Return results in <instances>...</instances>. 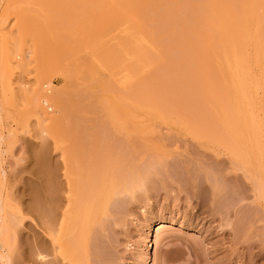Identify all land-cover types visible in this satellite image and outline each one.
<instances>
[{
  "label": "rangeland",
  "instance_id": "1",
  "mask_svg": "<svg viewBox=\"0 0 264 264\" xmlns=\"http://www.w3.org/2000/svg\"><path fill=\"white\" fill-rule=\"evenodd\" d=\"M121 1L117 0L116 3H120L116 5L113 0H0V264H39V262L40 264H142V254L148 244L150 254L148 253L146 264H264V209L260 205L261 201H257V188H255L256 180L264 179V29L261 30L264 26V0L251 1L254 9L252 7L250 10L249 24L248 21L245 24L248 37L253 34L252 37L255 38L252 40L256 42L255 50L256 48L257 50L251 52L252 58L249 56L248 59L251 58L250 63H252L245 66L247 68H244L241 74L239 120L232 111L227 112L230 114L228 116L227 113L223 115V120L228 117L227 124L230 122L229 117L233 119L232 116L235 119L231 121L235 125L233 127L239 123L238 167V162L233 161L231 155L222 148L217 151V147H207L195 141L196 139L190 134L185 135L181 132L184 128L192 131L208 127L206 121L210 114L205 113L208 111L211 113L210 110L206 109L204 112L191 110V112L187 111L188 115L186 112L183 115L179 114V107L168 110L167 107H171L168 105L165 107L167 110L164 109L165 112L163 110V115L158 114V118L156 116L159 111L161 112L159 104L162 103V98L164 102L165 99H174V95L166 91L167 96L166 94H163L164 97L159 96L162 97L161 99L157 97L159 94L155 95L158 100L160 99L158 104L160 110L154 105H150L154 111L149 110L142 96L145 92L142 83H145L144 86L150 95L159 92L156 82L158 80L153 78L156 75V72H152L153 63L152 67L151 64L146 65L150 62H146L145 65L141 63L144 67H141L140 73L143 72L141 74L147 77L146 73L152 72L148 79L143 78L150 80L152 77L155 80L153 82L151 78L156 84V87L153 84L154 92L150 90L152 82L149 81L151 85L148 86L146 80L142 83L139 80L138 83L142 86V90L137 91L139 93L143 91L142 100L139 99L140 94L131 91L135 85L130 88L131 85L128 83L129 80L132 81L134 74L131 73L132 77L129 75L131 79L128 76L129 72L125 70L126 67L128 70L127 64L130 60L127 57L131 56L132 59L135 56L131 50L134 49L135 52L136 47L143 44L141 43L143 40L149 45L145 44L148 47H144L145 50L150 46L153 49L157 48V41L153 42L157 39L149 41V38L157 31L155 28L158 27V15L153 14L154 18L150 19L149 12L155 8L150 6L149 0H144L143 5L140 3L141 0L136 1L140 6L148 2L150 7H140L136 3L131 8L130 5L135 3L134 0V3L128 4L130 11L126 4L129 2L125 3L123 0L124 5ZM153 1H155L153 4H156L157 0ZM243 4L247 5L244 2ZM157 6L154 5L156 12L159 10ZM134 7L136 11L141 9L139 10L141 13L151 8L146 15H149V18L142 17V20H146V25L150 22L156 23L154 29L152 28L154 24L151 23L150 28L144 26L146 29H152L151 31L147 29L148 35L144 32L145 28L139 26L144 33L142 34L146 36H142L141 41L142 34L139 32L140 36H137V32L136 37L140 38L138 46L135 45L138 39L131 37L135 40H132L134 43L131 45L124 38L131 36L132 30L129 27L133 26L128 22L132 17L126 12H133L131 9ZM142 8L145 10L142 11ZM136 11L134 14L139 16L140 12ZM123 16L129 18L126 20ZM143 16L145 17L144 14ZM155 17H157L156 22ZM138 19L141 20V17L139 16ZM147 19L151 20L148 24ZM142 20L141 25L144 22ZM126 23L130 26H126ZM124 27L130 30L127 31L129 35ZM249 29H252V32ZM150 32L151 36L148 37ZM153 38L154 36L151 39ZM127 44L131 45L129 47L135 46L129 49L132 55L128 53L129 51L126 52ZM154 44L156 48L153 47ZM141 47L143 48V45ZM157 49L154 51L158 55ZM141 51L144 50L141 49L139 52ZM141 55L140 57L144 56ZM148 60H151L150 57ZM140 61L141 58L137 63ZM123 65L125 69L122 68ZM159 65L156 71L161 68V65L158 68ZM176 72L180 74L179 71ZM137 74L135 75L138 77ZM120 76L123 78H119ZM186 85L191 93L188 94L187 101L189 100V104L194 106L201 99L200 95H194V84L191 79L186 83L185 81L177 83L180 88H186ZM148 89L152 93L148 92ZM132 93L137 96L133 97ZM130 95L141 102L133 100ZM157 98L156 102L152 101L154 99H149V96L147 99L152 104V102L158 103ZM206 99L211 100L208 96L205 97ZM214 102L216 105L210 104L219 106V111L224 109L220 106L219 100ZM214 105L207 106L214 111L216 110ZM231 105L236 106L235 101L231 102ZM60 109L61 116L58 112ZM156 119L159 120L155 121ZM190 120H193L192 123ZM194 120L198 124L201 123L199 127ZM78 127L81 130L88 129L89 132L106 131L107 134L120 129L119 132L125 134L124 139L129 136L131 141L134 135L132 141L143 140L148 145L145 148L146 152L141 149L137 150L138 152L135 150L128 153L130 152L134 157L144 152V160L153 166L152 169L147 165L148 168L144 170L147 171L149 168L150 170L145 172L140 169L138 173L136 170L128 169L130 167L127 166L126 172L132 173L129 174L130 176L118 171L121 176L114 168L115 172L112 169L109 174L104 175L102 172L106 171L105 168L111 160L109 158L121 160L125 155L119 148L109 149L106 142L105 145H101L103 140L98 139L95 142L90 137H88L92 139H89L90 143H93L90 144L85 140L90 145L84 144L81 154H75L77 151L74 153L73 150H77V147L80 150L83 144H79L84 142L82 141L84 134L81 136L77 133L78 130L81 131ZM127 130L132 135L128 134ZM157 131L162 132L161 135L165 136V139L161 138L164 140L158 137ZM172 136L173 138L170 139ZM174 137L179 140H175ZM121 139L116 142L113 138L112 140L115 141L113 142L110 138L109 141L113 145L116 143L118 147L117 143H121ZM113 145L111 144V147ZM105 149L107 151L109 149L108 154H112L110 157L106 156ZM103 150L105 155L102 153ZM87 151H89L87 156L93 155L94 152L92 159L85 156ZM68 153H71V156ZM76 155H80L79 158H76ZM64 158L72 160L73 163L81 158L92 161L90 166L86 163L87 166L78 168L81 165L78 160L79 163L76 161L73 167L70 166L65 171V167H68L66 162L69 161L65 162ZM123 161L125 163V160ZM94 166L95 171L92 168ZM98 170L102 171L99 175L96 174ZM66 174L68 175L65 177ZM139 174L141 176L138 179L136 175ZM217 178H222L223 186L218 183ZM214 179L221 186H218ZM49 195L54 197L52 201H50L51 196L50 200H47ZM37 202V206L40 204L38 207H43V210L50 209L46 207L47 204L55 207V210L57 208L55 217L59 223L57 222L55 232L50 237L45 233V225L39 228L35 225L38 216L33 217L31 207ZM72 202L76 205L73 206ZM69 203L72 204L71 207ZM65 208L72 209L65 213ZM39 216L41 217V214ZM36 229L40 232L39 245L36 242ZM58 246L60 249L64 248L65 252L62 249L55 252L54 248ZM36 247L40 257L36 254ZM52 252H55L56 256ZM57 256L60 258H56Z\"/></svg>",
  "mask_w": 264,
  "mask_h": 264
},
{
  "label": "bare ground",
  "instance_id": "2",
  "mask_svg": "<svg viewBox=\"0 0 264 264\" xmlns=\"http://www.w3.org/2000/svg\"><path fill=\"white\" fill-rule=\"evenodd\" d=\"M116 1L117 0H113V2L114 3H116ZM123 1V0H122ZM121 1V2H122ZM125 1V3L128 1L129 3H126L127 4V7L130 5V3L132 4V2L134 3V0H124ZM142 2H140V0H138V2H140V3H142V5H143V3H144V0H141ZM149 1H151V3L149 2V4H150V6L151 7H153V8H155L156 9V7H154V5H158L157 6V9H158V7H159V10L157 11V12H159V13H157L156 12V10L155 9H152L151 10V8H147V12L146 11H144V12H142L144 15H145V17L143 16V14L139 11V10H141V9H137V11L135 10V7H137V6H140V3H138L136 0H135V3L133 4V5H130L131 6V8L134 6V5H136V3H138V5L137 6H135L133 9H131L133 12H128V11H130V8L128 9V11L126 12L127 13V15H131V17H132V19H130V21H128L131 25H133V26H130V25H128L127 23V25L126 26H130L129 27V29L130 30H132L130 33V35L131 36H127V31H130L129 29H128V27H124L125 28V32H127L125 35L127 36V37H125L124 36V38L125 39H127L128 40V43L130 42L131 43V45L134 43V42H132V40H133V38H131V37H134L135 39H138V43L136 42L135 43V45L136 46H138L139 45V39L142 37V36H146V35H143L144 33L142 32V28H145V30H144V32H145V34H147L148 33V31H151L152 29H149L150 28V26L152 27V25L151 24H154L153 26L154 27H152L153 29L155 28V24L156 23H151L150 21L151 20H148V22H147V24L149 23V25H146V20H142L143 18H149V15H150V19H151V17L152 18H154V15H158V19H157V24H158V27H156L155 29H157V31H155L156 33H154V31H153V36H154V38L153 39H151V38H149L150 40L149 41H153V40H155V38L157 39V40H155V41H153V42H156L157 44V48L159 49H157L156 48V45L154 44V46L153 47H155L156 49H157V53H158V55L156 54V51H154V50H156V49H153L152 48V46H150L149 47V49H146L145 50V48L144 47H146V48H148L146 45H148L144 40H143V42H141V43H143V44H140V46H138V48L136 47V50H135V52H133L134 51V49H133V46L132 47H129V46H131V45H129V44H127V46L126 47H129V48H126L125 47V49H126V52H128L129 54L132 52V53H134V55L136 56V58H132L131 59V56H128L127 57V59H129L130 58V60H129V62H128V70H127V67H126V69L124 68V65L122 66V68H124L126 71H127V73H128V76L130 75H132L131 73H133L134 74V76L131 78L130 76V78L132 79V81L131 80H129L128 78H126L127 80H129V83H128V85L130 84L131 86H130V88L131 87H133L134 85L136 86V89H135V86L133 87L134 88V90H133V88H131V91L133 92H136L135 94H140V95H138V96H140L139 97V99L140 100H142L143 98H144V101L146 102V104H147V106H148V108H150L151 106H157V108H159L158 110H160V107H161V112L159 111L158 113H157V116L156 117H158V114L159 113H162V115H163V113L167 110L165 107L166 106H168V105H170L172 108L173 107H175V108H171V107H167L168 108V110H174V109H177L178 107H179V109H178V111L180 112L179 114H183V115H185V113L184 112H186V115H188V113L189 112H187V111H190L191 112V110L193 111V112H204L206 109H208V110H210L211 111V113L208 111V113L206 112L205 114H210V115H208V119H207V125H208V127H204V128H199V129H197V130H189V128H188V130H187V128L185 129H182V133H184L185 135L186 134H190L191 136H193L196 140L195 141H199L200 143H203V144H205V145H207V147L209 146V147H211V148H215V147H217L216 148V150L218 151L219 149H223V150H225L228 154H230L231 155V158L233 159V161H235V162H238V165H237V167L239 166V123H238V125H236V127H233V126H235L232 122V120L234 119V116H232L233 117V119L231 120V117H229V121L232 123V127L230 126V122L227 124V122H228V117L227 118H225V116L227 115H230V114H228L227 112H229V111H232V113L234 112V115L236 114V117L238 118V120H239V84H240V80H241V74H242V72H243V69L244 68H247V67H245V66H247V65H249V63H250V60H251V56H250V54H251V52H255L256 50H257V48H256V50H255V47H257V46H255L256 45V42L254 41V40H252V39H255V38H253L252 37V35H251V33L249 34V35H251V37L249 36L248 37V30L246 29V23H247V21H248V23L247 24H249V19H251V17H250V10L252 9V7H253V9H254V4L252 3L253 1L252 0H157L156 1V4H153V3H155V1H153V0H149ZM248 1V2H247ZM252 1V2H251ZM243 2L244 3H247V5H244L243 4ZM255 2V1H254ZM120 3V2H119ZM118 2L116 3V5L117 4H119ZM125 3H121V4H124L125 5ZM148 3V2H147ZM146 3V5H144V6H140V7H150V6H148L149 4H147ZM256 3V2H255ZM129 4V5H128ZM114 6V5H113ZM122 6V5H121ZM118 7H120V5H118ZM125 7V6H124ZM124 7H122L123 9H125ZM140 7H138V8H140ZM120 9V8H119ZM143 9L144 8H142V11H143ZM145 10V9H144ZM151 12H149V11ZM123 10H121V12H122ZM134 11H136V12H140V14H139V16L141 17V20L142 21H144L143 22V24L145 23V25H141V20L140 19H138L139 18V16H137V14H134L135 12ZM152 11L154 12V13H152ZM138 12V13H139ZM149 12V15L148 16H146L147 15V13ZM157 14H156V13ZM132 13H133V15H132ZM251 13H252V11H251ZM123 14H125V12L123 13ZM151 14L153 15V16H151ZM134 15H136V16H134ZM142 15V16H141ZM252 16V15H251ZM124 17V16H123ZM136 17H138V18H136ZM143 17V18H142ZM125 18V17H124ZM129 18V17H128ZM127 18V19H128ZM134 18V19H133ZM136 18V19H135ZM156 18L157 17H155V22H156ZM126 19V18H125ZM126 19V20H127ZM133 20H140L138 23H136V22H134ZM132 21V22H131ZM152 22H154L153 21V19H152ZM138 25V27H137V25ZM243 25H244V27H245V29H243L244 27H243ZM124 26V25H123ZM139 26H143L142 28L141 27H139ZM144 26H148L149 28H147L148 29V31H147V29H146V27H144ZM137 27V28H136ZM243 27V28H242ZM251 27V26H250ZM262 27V26H261ZM128 30H127V29ZM132 28V29H131ZM139 28H141V30L139 29ZM119 29H121V28H119ZM138 29V30H137ZM259 29V28H258ZM262 29H264V26L261 28V30ZM140 30V31H139ZM247 30V31H246ZM249 30H251V32H252V29H249ZM122 32H123V29H122ZM133 32V33H132ZM135 32V33H134ZM137 32H138V34H137ZM139 32H140V34H142L141 36H140V34H139ZM253 32H254V30H253ZM116 33V32H115ZM134 34V35H133ZM136 34H137V36L139 35L140 36V38H137L136 37ZM150 35L148 36V37H150L151 36V32L149 33ZM117 35V34H116ZM116 35H114L115 37H116ZM128 35H129V33H128ZM148 35V34H147ZM156 36V37H155ZM157 36H158V38H157ZM129 37L131 38V39H129ZM123 38V39H124ZM143 38H145V37H143ZM249 38H251V40L249 39ZM121 39V38H120ZM141 41H142V38L140 39ZM146 40H148V39H146ZM125 41V40H124ZM133 41H135V40H133ZM137 41V40H136ZM252 41L254 42V43H252ZM148 42V41H147ZM152 42H150V44H151ZM84 44V43H83ZM115 44V43H114ZM124 44H126V43H124ZM146 44V45H145ZM254 44V45H253ZM141 45H143V48L141 47ZM84 46V45H83ZM116 46V45H115ZM149 46V45H148ZM124 47V46H123ZM140 47V48H139ZM113 48V47H112ZM134 48H135V46H134ZM151 48V49H150ZM129 49H133V50H131V52H130V50ZM144 50V51H141V52H139L140 50ZM91 50V49H90ZM111 50V49H110ZM139 50V51H138ZM150 51V55H149V51ZM255 50V51H254ZM116 51V50H115ZM136 51H138V52H136ZM148 51V52H147ZM154 51V52H153ZM111 52V51H110ZM147 52V53H146ZM154 54H153V53ZM127 53V55H129ZM132 53L130 54V55H132ZM138 55H137V54ZM141 53H143V55H141ZM146 54V56H145V54ZM121 55V54H120ZM140 55L141 56H143V57H140ZM152 55H154V56H152ZM156 55V56H155ZM252 55H253V53H252ZM255 55V54H254ZM119 56V55H118ZM125 56V55H124ZM150 57V59L152 60H148L149 59V57ZM249 56L251 57L250 58V60L248 59L249 58ZM157 57V58H156ZM141 58V60L142 61H140L139 63H137L138 62V60ZM137 59V60H136ZM144 60H146L145 62H144ZM148 60V61H147ZM154 60H156V61H154ZM159 60V61H158ZM100 61V60H99ZM98 61V62H99ZM102 61V60H101ZM118 61H120V60H118ZM109 62V61H108ZM121 62V61H120ZM146 62H150L149 64L148 63H146ZM117 63H119V62H117ZM133 63V64H132ZM135 63H137V65L135 64ZM144 63V65H145V63H146V65H149L150 66V64H151V67H152V63H153V66H154V70L153 69H151V71L154 73V72H156V75H157V77H155L153 74V78H156L158 81H156V82H158V90H159V92H156V93H152L151 91H153V89H155V87H156V84H154L153 82L155 81L152 77H150V80H147L148 78V76L150 75L151 76V73L149 72V74H147L146 73V76L147 77H145V75L143 76L141 73H143V72H141L140 73V69H141V67L143 68L144 66H142V64ZM252 63V62H251ZM250 63V64H251ZM100 64H101V62H100ZM139 64H141V65H139ZM155 64V65H154ZM161 65V68L160 69H158V71H156L157 70V65ZM254 64V63H253ZM119 65V64H118ZM132 65H133V67H132ZM160 65L158 66V68L160 67ZM116 66V65H115ZM134 66H135V68H134ZM137 66V67H136ZM148 66V67H149ZM130 67V68H129ZM151 67H149V68H151ZM156 67V68H155ZM248 67H250V66H248ZM131 68H134V70L133 69H131ZM137 68V69H136ZM121 69V68H120ZM123 69V70H124ZM130 69H131V71H130ZM249 69V68H248ZM252 69V68H251ZM135 70L137 71V72H135ZM142 70V69H141ZM125 71V72H126ZM176 71H179V73L180 74H178ZM120 72V71H119ZM176 72V73H175ZM251 72H253V70H251ZM70 73V72H69ZM117 73V72H116ZM138 73V74H137ZM140 73V74H139ZM120 74H122V73H120ZM125 74V73H124ZM135 74H137L138 75V77L135 75ZM244 74V73H243ZM115 75V74H114ZM118 75V74H117ZM116 75V76H117ZM140 75H141V77L143 78V77H145V78H147V79H145V78H141L140 77ZM70 77H71V75H69ZM113 76V75H112ZM136 76V77H135ZM123 78V76H120L119 78ZM135 77V78H134ZM139 78V79H138ZM151 78L153 79V82L151 81ZM68 79V78H67ZM117 79V78H116ZM134 79H136V80H134ZM138 79V80H137ZM189 79H191V82L194 84V95H196V96H199L200 95V98L202 99H200L199 101H198V103L196 104V105H190L189 104V100L187 101V96H188V94L190 93L189 92V90L187 89L188 87H187V85H186V88L184 87V88H180V86L178 87L177 86V83H178V81H185V83L186 82H188L189 81ZM70 80V79H69ZM112 80V79H111ZM125 80V79H124ZM126 80V81H127ZM133 80H134V83H133ZM139 80H140V82L142 83V81L144 80H146L147 81V83H148V86H150L151 84H152V87L150 86V90L148 89V92H151L152 94L150 95V93H147V89H146V87L144 86L145 85V83L143 84L142 83V86L145 88V89H143L145 92H143V91H141V92H143V94L144 95H142L141 94V92L139 93V92H137L138 90L140 91V89L142 90V86H141V84L139 85L138 83H140L139 82ZM123 81V80H122ZM137 81V82H136ZM149 81L150 82H152L151 84L149 83ZM69 82V81H68ZM120 82V81H119ZM132 82V83H131ZM136 82V83H135ZM155 82V83H156ZM116 84H117V82H116ZM124 84V83H123ZM137 84V85H136ZM155 85V87H153L154 85ZM159 84H160V86H159ZM202 84V85H201ZM133 85V86H132ZM182 85V84H181ZM137 86H140L141 88H137ZM147 86V85H146ZM116 87V86H115ZM126 87V86H125ZM125 87H123V88H125ZM183 87V86H182ZM120 88V87H119ZM127 88H128V86H127ZM148 88V87H147ZM153 88V89H152ZM192 88V87H191ZM157 89V88H156ZM72 90V89H71ZM127 90V89H126ZM157 90V91H158ZM77 91V90H76ZM76 91L74 92V95H75V93H76ZM124 91V90H123ZM129 91V90H128ZM127 91V92H128ZM156 91V90H155ZM165 91L166 92H169V93H171V95L173 94L174 96V99L173 100H166L165 99V101L166 102H164V99L162 98V97H164V95L166 94L165 93ZM154 92V91H153ZM146 93V94H145ZM115 94V93H114ZM128 94V93H127ZM133 94V93H132ZM149 94V95H148ZM156 94H159L158 96L156 95ZM164 94V95H163ZM191 94V93H190ZM124 95H125V93H124ZM134 95V94H133ZM141 95L142 96H144L143 98L141 97ZM145 95H147V97L145 98ZM154 95V96H153ZM158 97V98H162V103H160V99L158 100V98L156 97V96ZM192 95H193V92H192ZM201 95L203 96V97H201ZM131 96V95H130ZM137 96V95H136ZM135 95L133 96V97H136ZM148 96H149V99H154V100H152V101H155V99L157 98V102L158 103H153L152 102V104H151V101H149L147 98H148ZM151 96L153 97V98H151ZM159 96H162V97H159ZM166 96H167V94H166ZM196 96H194V98L196 97ZM206 96H208V98L210 97V99L211 100H213V102H209V101H211V100H208V99H206V100H208V101H206L205 100V97ZM132 97V96H131ZM132 97V99L133 100H135V101H137V102H141L139 99H135V98H133ZM156 97V98H155ZM169 97V96H168ZM191 97V96H190ZM189 97V98H190ZM179 98V99H178ZM199 98V97H198ZM83 99V98H82ZM130 99V98H129ZM147 99V100H146ZM175 99H177L178 101H175ZM191 100V99H190ZM217 100H219L220 102H221V105L220 106H222L224 109H222V110H218L219 108V106H216L215 107V102L214 101H217ZM174 101V102H173ZM235 101V103H236V106H232L231 105V102H234ZM150 102V103H149ZM177 104H176V103ZM192 102V101H191ZM193 102H194V100H193ZM45 103V102H44ZM80 103V102H79ZM82 103V102H81ZM149 103V104H148ZM160 103V104H159ZM206 103H208V104H206ZM210 103H214V104H210ZM218 103V102H217ZM45 104H47V103H45ZM78 104V103H77ZM140 104V103H139ZM145 104V103H144ZM146 104L144 105V106H146ZM158 104L160 105V107L158 106ZM220 104V103H219ZM67 105V104H66ZM141 105V104H140ZM151 105V106H150ZM207 105H210V107H213V105H214V107H215V109L217 110H214V111H212V108L210 109ZM212 105V106H211ZM79 106H80V104H79ZM146 106V107H147ZM205 106H207V107H205ZM222 107H220V109L222 108ZM171 108V109H170ZM37 109V108H36ZM59 109V108H58ZM164 109H166V110H164ZM214 109V108H213ZM241 109V108H240ZM38 110V109H37ZM149 110H152L151 108L149 109ZM157 110V111H158ZM163 110H164V112H163ZM61 109L58 111L60 114V116H61ZM152 111H154V108H153V110ZM183 111V112H182ZM38 112V111H37ZM41 112V111H40ZM192 112V113H193ZM155 113H156V111H155ZM174 113H176L177 114V112H174ZM227 113V114H226ZM72 114V113H71ZM148 114V113H147ZM224 114H226L225 116H224V118H225V120H223V115ZM150 115V114H149ZM178 115V114H177ZM198 115V114H197ZM222 115V116H221ZM67 116H68V114H67ZM151 116V115H150ZM154 116V115H153ZM179 116V115H178ZM182 115H180V117H181ZM198 116H200V115H198ZM183 117V116H182ZM159 118V117H158ZM43 119V118H42ZM41 119V120H42ZM63 119V118H62ZM187 119V118H186ZM185 119V120H186ZM201 119V118H200ZM203 119V118H202ZM96 120V119H95ZM157 120H159V119H156L155 121H157ZM160 120H161V118H160ZM196 120V119H195ZM195 120H194V122H195ZM226 120H227V122H226ZM235 120V119H234ZM83 121H85V120H83ZM94 121V120H93ZM192 121L193 120H190V122L192 123ZM199 121V120H198ZM178 122V121H177ZM197 122V121H196ZM195 122V123H196ZM204 122V121H203ZM226 122V123H225ZM235 123H236V121H234ZM89 123V122H88ZM93 123V122H92ZM187 123V122H186ZM190 123V124H191ZM87 124V123H86ZM178 124V123H177ZM196 124H198V122L196 123ZM199 124H201V123H199ZM199 124H198V127H199ZM204 125V124H203ZM80 127V126H79ZM78 127V128H79ZM82 127V126H81ZM92 127V126H91ZM158 127V126H157ZM156 127V128H157ZM201 127H203V126H201ZM77 128V129H78ZM160 128V127H159ZM76 129V130H77ZM80 129V128H79ZM89 129H90V127H89ZM93 129V128H92ZM192 129V128H191ZM81 130V129H80ZM84 130V131H83ZM83 130H81L80 132H79V130L77 131V133H80V135L81 136H83V134H84V136L82 137V141L84 140V142H82L81 144H79V145H82L81 147H80V150H79V148L77 147L76 149L77 150H73L74 151V153H75V151H77V153H75V154H81L80 152H81V150L83 151V146H85L86 144H89L90 143V140H92V139H94V140H92V141H95V142H97L96 140H98V139H101V140H103L104 142H102V144L101 145H103L105 142H106V145H108V148L109 149H113V148H117L116 150H118V148H119V150L121 151V152H123V154L125 155V156H123L122 157V159L121 160H118V159H116V160H114L113 158H109V160H110V163H108V166H107V168H105V170L106 171H101L104 175H106L108 172H110V170L112 171V169L114 168L115 170H116V173L119 171L120 173L122 172V173H126L127 175H129V174H132V173H127L126 171V168H127V166L128 167H130V168H128V169H131V170H136V171H138V173H140V169H143V171H145L146 170V167H147V165H148V167H151V169H152V167L153 166H151L150 164H147V162H145V160H144V152L143 153H139V155L137 154V150H141V149H144V151L146 150L145 148H146V146L148 147V145H147V143L146 142H144L143 140H140V141H138V142H135V141H132V140H134L133 139V137H134V135H132V134H130V131H128L127 130V133L128 134H130V135H132L133 137H132V140L130 141V137L129 136H126V138L124 139V137L125 136H123V135H125L124 133H120L121 131H120V129H119V131H117V130H115V131H117V132H114V133H110V132H108V134L106 133V131H104V132H89L88 131V129L86 130V129H83ZM86 130V131H85ZM98 130V129H97ZM179 130V129H178ZM177 130V131H178ZM72 131V130H71ZM94 131V130H93ZM112 131V130H111ZM153 131V130H152ZM151 131V132H152ZM162 131V130H161ZM89 132V133H88ZM154 132H156V130L154 129ZM75 133H76V131H75ZM76 133V134H77ZM82 133V134H81ZM91 133V134H90ZM134 133V132H133ZM159 133V134H158ZM162 133V132H161ZM161 133H160V131L158 132L157 131V135H158V137H163L164 139H165V136H162L161 135ZM176 133H178V132H176ZM74 134V133H73ZM179 135H180V133H178ZM78 136H79V134H77ZM88 135V136H87ZM138 136H139V134H137ZM163 135H168V134H163ZM171 135V134H170ZM174 135V134H173ZM73 136V135H72ZM123 136V138L121 139V137ZM137 136V138H140V137H138ZM175 136V135H174ZM85 137V138H84ZM88 137H90V138H92V139H90V138H88ZM118 137V138H117ZM168 137V136H167ZM166 137V138H167ZM77 138V137H76ZM103 138H105V139H103ZM111 138V141H113V142H115L114 140H116L115 138H117V140H116V142H118L119 141V138L123 141V140H125V142L123 141H121V143H123V144H121L120 142H119V144L117 143V145H118V147L116 146V143H114V145H113V143H111V141H109V139ZM114 138V140H112ZM142 138V137H141ZM146 138V137H145ZM163 138H161L162 140H164ZM171 138H173V136L172 137H170V139ZM175 138V137H174ZM90 139V140H89ZM142 139H144V138H142ZM147 139H150V138H147ZM167 139H169V138H167ZM73 140V139H72ZM77 140V139H76ZM75 140V141H76ZM85 140H88V142L87 141H85ZM174 140V139H173ZM175 140H177V138H175ZM174 140V141H175ZM179 140V139H178ZM177 140V141H178ZM180 140H181V138H180ZM183 140V139H182ZM186 140V139H185ZM170 141V140H169ZM176 141V142H177ZM100 141H98V143H99ZM107 142H109V143H107ZM161 142V141H160ZM172 143H173V141H171ZM91 143H93V142H91ZM90 143V144H91ZM97 143V144H98ZM168 144H169V142H167ZM166 143V144H167ZM172 143H170V144H172ZM179 143H181L180 141H179ZM85 144V145H84ZM89 144V145H90ZM96 144V145H97ZM100 144V143H99ZM111 144L113 145V146H115V147H111ZM187 144V143H186ZM191 143H190V141H189V145H190ZM193 144V143H192ZM202 144V145H203ZM71 145V144H70ZM75 145V144H74ZM73 145V146H74ZM95 145V146H96ZM105 145V144H104ZM120 145V146H119ZM188 145V146H189ZM194 145H196L195 143H194ZM201 145V144H200ZM201 145V146H202ZM88 146V145H87ZM110 146V147H109ZM163 146H164V144H163ZM169 146V145H168ZM196 146H199L198 144L196 145ZM97 147H98V145H97ZM101 147V146H100ZM105 147V146H104ZM107 147V146H106ZM187 147V146H186ZM203 147H204V145H203ZM206 147V146H205ZM73 148V147H72ZM87 148V147H86ZM102 148V147H101ZM165 148H167V147H165ZM190 148V147H189ZM192 148V147H191ZM199 148H200V146H199ZM85 149V148H84ZM88 149V148H87ZM109 149H108V151H109ZM201 149V148H200ZM210 149V148H209ZM106 150V149H105ZM105 150H103V154H104V151ZM123 150V151H122ZM137 151L136 152V154L138 155V156H134L133 157V155L132 154H130V152H132V151ZM189 150H191V149H189ZM99 150H97V152H98ZM107 151V150H106ZM107 151V153L105 152V154H106V156H108V157H110L111 155L110 154H108L109 152ZM128 151H130L129 153H128ZM199 151V150H198ZM62 152H64V151H62ZM69 152V151H68ZM79 152V153H78ZM88 152L89 151H87V153L85 152V154H82V155H85V156H87V154H88ZM118 152V151H117ZM142 152V151H141ZM146 152V151H145ZM189 152V151H188ZM216 152V151H215ZM96 153V152H95ZM149 153V152H148ZM191 153V152H190ZM207 153V152H206ZM64 154V153H63ZM65 154H66V152H65ZM68 154H70V156H71V153H68ZM90 154H92V152L90 153ZM89 154V155H90ZM98 154H99V152H98ZM104 154V155H105ZM114 154H115V152H114ZM128 154H130L131 155V157H130V155H128ZM200 154V153H199ZM218 154V153H217ZM226 154V153H225ZM73 155V154H72ZM81 155V157H83ZM101 155V154H100ZM128 155V156H127ZM216 155V154H215ZM68 156V155H67ZM79 156L80 155H76V158L78 157L79 158ZM92 156H94V152H93V155H91V156H87L88 158L89 157H91V159H92ZM222 156V155H221ZM63 157H64V155H63ZM105 157V156H104ZM130 157V158H129ZM148 157V156H147ZM154 157V156H153ZM88 158H81V159H78V160H80L79 162H78V160H76L77 161V163H79V164H81V165H79V167L78 168H80V167H84V166H87V165H89L90 166V162L92 161V160H88ZM124 158V159H123ZM151 158V157H150ZM165 158V157H164ZM164 158H161V159H164ZM170 158V157H169ZM193 158V157H192ZM219 158V157H218ZM227 158V157H226ZM149 159V158H148ZM155 159V158H154ZM168 159V158H167ZM65 162L68 160L69 161V159L68 158H64L63 159ZM83 160V161H82ZM100 160V159H99ZM98 160V161H99ZM118 160V161H117ZM123 160H125V163H124V161ZM130 160V161H129ZM231 160V159H230ZM76 161H75V163H76ZM120 161V162H119ZM64 162V163H65ZM72 162V160L71 161H69V163L68 162H66L65 164H66V166L68 165V167H65V171L66 170H68L69 169V167L70 166H74V164L75 163H71ZM95 162V161H94ZM93 162V163H94ZM100 162V161H99ZM103 162V161H102ZM122 162V163H121ZM128 162H129V165H128ZM140 162V163H139ZM83 163V164H82ZM85 163V164H84ZM86 163H87V165H86ZM106 163V162H105ZM150 163V162H149ZM188 163V162H187ZM234 163V162H233ZM64 164V165H65ZM70 164V165H69ZM109 164H110V167H109ZM154 164V163H153ZM93 165H95V164H93ZM92 165V166H93ZM102 165V164H101ZM126 165V166H125ZM233 165V164H232ZM61 166V165H60ZM97 166V165H96ZM166 166V165H165ZM168 166V165H167ZM234 166H235V164H234ZM61 167H63V166H61ZM76 167H77V164H76ZM100 167V166H99ZM112 167V168H111ZM123 167H125V168H123ZM147 167V168H148ZM236 167V166H235ZM77 168V169H78ZM89 168V172H90V167H88ZM93 168V170L95 169V166L94 167H92ZM97 169V168H96ZM113 169V170H114ZM122 169H124V170H122ZM145 169V170H144ZM155 169V168H154ZM73 170V169H72ZM79 170V169H78ZM81 170L83 171V169L81 168ZM115 170H114V172H115ZM121 170V171H120ZM148 170H150V168L149 169H147V171ZM64 171V172H65ZM80 171V170H79ZM95 171V170H94ZM94 171H91V173H95ZM124 171V172H123ZM147 171H145V172H147ZM156 171V170H155ZM81 172V171H80ZM86 172H87V170H86ZM97 173L96 174H98L99 175V173H101L99 170L98 171H96ZM113 172V173H114ZM118 172V173H119ZM128 172H131V171H128ZM141 172H142V170H141ZM145 172H143V173H145ZM70 173V172H69ZM81 173H84V172H81ZM115 173V174H116ZM119 173V175H121ZM134 173V172H133ZM136 174H137V172H135ZM134 173V174H135ZM149 173V172H148ZM109 174V173H108ZM68 174H66V175H64L65 177L67 176ZM70 175H71V173H70ZM92 175V174H91ZM90 175V176H91ZM101 175V174H100ZM146 175V174H145ZM81 176V175H80ZM93 176V175H92ZM91 176V177H92ZM117 176V175H116ZM122 176V175H121ZM130 176V175H129ZM137 177H138V179H139V176H141V174H139V175H136ZM79 177V176H78ZM85 177V176H84ZM83 177V178H84ZM89 177V176H88ZM94 177V176H93ZM97 177V176H96ZM120 177V176H119ZM145 176L143 175V178H144ZM83 178H82V180H83ZM99 178V177H98ZM143 178H142V180H143ZM86 179H87V177H86ZM90 179V178H89ZM216 179V178H215ZM214 179V180H215ZM217 179H219V178H217ZM221 179L222 178H220L219 180H218V183H220L221 184ZM259 179V178H258ZM257 179V180H258ZM92 180V179H91ZM256 180V182L255 183H257V185H255V188H257V191H256V189H255V191L257 192V197H258V199H257V201H261L260 202V205H261V207L264 209V179H259L258 181ZM68 181V180H67ZM84 181V180H83ZM216 181V180H215ZM52 182V181H51ZM69 182V181H68ZM79 182V181H78ZM86 182V181H85ZM197 182V181H196ZM77 183V182H76ZM79 183H81V182H79ZM84 183V182H83ZM71 184H72V182H71ZM74 184V183H73ZM141 184V183H140ZM139 184V185H140ZM193 184H195L194 183V181H193ZM216 184H217V181H216ZM219 184V185H220ZM69 185H70V182H69ZM80 185V184H79ZM218 185V184H217ZM218 185V186H219ZM222 186L224 185L223 184V181H222V184H221ZM220 185V186H221ZM80 186H84L83 184L82 185H80ZM70 187V186H69ZM78 188H80V187H78ZM216 188V187H215ZM215 188H214V190H215ZM221 188V187H220ZM223 188V187H222ZM73 189V188H72ZM76 189H77V186H76ZM70 190H71V188H70ZM78 190V189H77ZM220 190V189H219ZM73 191V190H72ZM216 191V190H215ZM69 192V191H68ZM217 192V191H216ZM216 192H214V193H216ZM72 193V192H71ZM50 196H51V200L49 199L50 198ZM52 198H54L52 195H49L48 196V199H47V197L45 198V199H47V200H50V201H52L53 199ZM72 198V197H71ZM43 199V198H42ZM61 200V199H60ZM66 200V199H65ZM71 200V199H70ZM62 201V200H61ZM214 201V200H213ZM47 202V201H46ZM59 202V201H58ZM68 202V201H67ZM40 203V202H39ZM63 203V202H62ZM71 203V202H70ZM69 203V204H70ZM75 203V202H74ZM37 204H38V202L36 203V204H34V206H32L31 207V211H32V214H33V217H34V215H35V217L34 218H36L37 216L38 217H40L39 215L41 214V217L40 218H36L35 219V225H36V227H40L41 225H45V227L44 228H46V232H45V229H44V232L45 233H47V234H49V237H50V235L52 236V233H54L55 232V229H56V227H57V222L59 221V220H56V217L55 216H57V212L55 213V211H57V208H56V210L54 209L55 207H50L48 204L46 205V207H49L50 209H46V208H44L45 210H43L42 208L43 207H38V206H40V204L37 206ZM72 204H73V202H72ZM72 204H70L69 205V207H71L72 206ZM57 205V204H56ZM74 205H76V204H73V206ZM43 206V205H42ZM45 206V205H44ZM53 208V209H52ZM66 210H64V211H66L65 213H68V212H70L71 210L70 209H72V208H65ZM69 211H68V210ZM39 210H40V213H39ZM63 210V209H62ZM36 213V214H35ZM59 214V213H58ZM61 214V213H60ZM67 215V214H66ZM59 217V216H58ZM39 220V222H37ZM43 220V222H41ZM42 223V224H41ZM44 223V224H43ZM59 223V222H58ZM43 227V226H42ZM147 228V227H146ZM41 229V228H40ZM38 229H36V239H37V245H39V240H40V237H39V231H37ZM147 233H148V231H147ZM42 240V239H41ZM52 240V239H51ZM147 243V242H146ZM54 245H55V243H54ZM149 245V244H148ZM148 245H146V249L144 250V252H143V256H142V264H143V262H145L146 261V259H148V253H149V248H148ZM53 246V245H52ZM62 247H63V245H61ZM38 247V246H37ZM36 247V248H37ZM62 247H61V249H62ZM54 248V247H53ZM67 247H65V250H66V252H67V249H66ZM60 248H59V246H58V248L56 247V249L54 248V251L55 252H57L56 250H59ZM60 249V250H61ZM63 251H64V248L62 249ZM35 251L37 252L36 254H37V256L38 257H40V254H39V250H38V248L37 249H35ZM53 253L55 256H56V253ZM65 252V251H64ZM59 253H60V251H59ZM58 253V254H59ZM63 253V252H62ZM61 253V254H62ZM57 254V255H58ZM60 254V255H61ZM64 254V253H63ZM62 254V255H63ZM150 254V253H149ZM59 255V256H60ZM59 256H57L56 258H58ZM62 257V256H61ZM63 257H64V255H63ZM60 258V257H59ZM66 259V258H65ZM39 260V259H38ZM38 262V261H37ZM146 263H148V261L147 262H145L144 264H146ZM39 264H40V262H39Z\"/></svg>",
  "mask_w": 264,
  "mask_h": 264
}]
</instances>
